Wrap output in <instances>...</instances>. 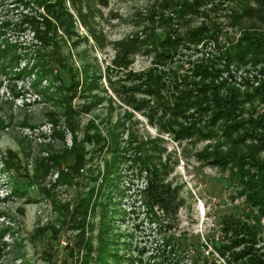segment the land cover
Segmentation results:
<instances>
[{"label":"trees","instance_id":"trees-1","mask_svg":"<svg viewBox=\"0 0 264 264\" xmlns=\"http://www.w3.org/2000/svg\"><path fill=\"white\" fill-rule=\"evenodd\" d=\"M16 1L24 8L30 6V1L35 5L34 9L28 8L29 13L20 14L16 29L21 32L27 28L38 42L36 46L32 43L21 46L24 50L17 54L15 50L18 44L4 40L0 48V75L5 81L33 76L29 82L30 89L52 104L44 117L45 122L51 125L50 137L56 138L58 146L40 144L31 157L28 148L20 149L18 153L22 155V160L15 150L0 152V172L6 175L3 181L9 189L0 197V201L19 200L21 204L15 207L19 215L23 212L22 206L37 203V197H43L48 202L52 218L43 224L35 221L27 237L29 242L34 241L40 246L38 257L42 262L53 264L52 257L57 252L56 246L63 231L69 236L64 238V242L61 241L63 255L60 264H120L124 255L117 251L107 236L109 222L106 202L109 199L103 198L106 194L103 190L101 193V188L114 187L111 184L112 176L119 164L133 166L137 172L145 171L141 201L148 210L155 208L161 212L160 216L150 213L153 222L158 223L161 218L170 220L177 212L178 187L165 181L171 170V166L166 165L170 156L160 161L164 149L159 146L162 140L158 136L137 139L127 129L124 140L120 141L119 135L125 128L119 119L103 127V132L92 119H86L79 126V114L91 113L100 103L105 102L107 113L112 106L118 108L104 94L105 88L99 85L98 80L102 78L106 90L130 111L123 109L122 119L128 121L131 112L142 113L148 125L154 122L158 133L169 134L177 145L181 141L193 145L197 141L210 140L195 151V160L209 167L216 166L221 173L226 171L225 184L234 183V194L241 196L242 204L248 208L234 207L217 218L225 243H212V247L219 251L220 256L227 252L224 260L232 264H264V157L261 156L264 154V84L241 93L227 87L222 79L218 80L219 70L214 67L215 63L209 61L203 64L197 61L187 63L189 70L186 74L167 68L172 64L171 59L182 41L199 44L211 39L216 43L220 35L224 36L220 23L211 21L218 12L217 3L211 0H162L141 18L142 22L145 21L142 27L120 40L109 42L111 57L106 66L99 69L97 58L89 57L86 53L94 48L100 50L104 46L103 37L100 31L87 27L84 19L88 10L81 8L83 5L79 0H66L69 9L64 0ZM101 3L104 5L106 1L101 0ZM230 4L229 14L223 16L226 25L229 28L235 26L237 32L230 38L224 36L228 42L226 48L219 52L220 55L226 62H264V0H230ZM37 8L41 9L42 14ZM165 8L168 10L163 11ZM68 10L85 30L84 34L76 31L74 18ZM187 17L201 20L178 33L176 26H186ZM157 28L160 30L155 32ZM87 38L91 45L87 44ZM79 43L86 45L87 49L81 47L76 50ZM62 47L64 53L60 51ZM68 48L73 52H68ZM137 52L143 55L150 53L151 58L143 71L134 73L128 67ZM73 56L79 61L76 67L70 59ZM22 59H25V63L17 69ZM28 60L31 61L29 65ZM113 72L119 74L111 80L109 74ZM41 79L46 80V86L38 87ZM5 85L13 97L19 95L12 84ZM51 88L53 90L48 92ZM74 97L77 104L71 102ZM58 120L69 131L68 147L63 142L62 132L54 128ZM21 125L34 127L27 122ZM86 145L90 146L89 151L85 149ZM182 150L183 147L180 152ZM101 152L108 153L109 158L102 159V169L99 171L96 167L91 168L89 163ZM27 157L30 160L28 169ZM53 171L57 173L53 183L48 188L44 187V177ZM74 178L81 181L76 184ZM73 184L80 189L70 201H60L55 195L56 186L70 188ZM251 209H256L254 214L250 212ZM95 212L99 217L98 231L94 237L96 245L93 247L90 231L93 230ZM0 217L1 258L7 246L1 240L4 234L10 237L9 246L14 247L12 252L22 247V240L17 235L18 231L12 228L15 223L13 217L1 208ZM157 217L161 218L158 220ZM259 218L263 220L262 224ZM4 220L12 223L11 226ZM180 240L183 241H175L179 246L174 244L179 249L177 253L190 246L195 252L190 257L191 264H194L200 258L196 242L189 241L187 245L184 239ZM130 257L125 258L128 263ZM176 261L167 264H176ZM153 264H164L162 256H158Z\"/></svg>","mask_w":264,"mask_h":264},{"label":"rangeland","instance_id":"rangeland-1","mask_svg":"<svg viewBox=\"0 0 264 264\" xmlns=\"http://www.w3.org/2000/svg\"><path fill=\"white\" fill-rule=\"evenodd\" d=\"M106 1V4L102 5L101 0H79L81 7L84 11L88 10L86 15L85 23L87 27L94 31H100L103 37L104 46L98 50L97 48L87 50L86 55L89 57L97 58V63L99 69H102L106 66L108 60L111 57V49L109 42L120 40V38L125 35H129L134 32V30L139 29L144 25L141 20L142 17L147 15L148 10L151 7H155L156 4H160L162 0H103ZM213 3H217L218 12L214 14V18L211 21L219 22L222 26L221 33L228 38L236 35V28H229L226 25L223 14H229L228 6L230 0H211ZM65 6L69 9V3L64 0ZM29 7L34 9V4L32 1L29 3ZM23 7L16 0H0V48L2 42L18 44L19 47L15 50V53L20 54L24 49L20 48L21 46H28L30 43L37 45V40L33 38V33H31L27 28L17 31L16 24L19 22V17L21 13H29V8ZM41 13V9H36ZM165 8L163 11H167ZM72 14L70 10H68ZM31 14V13H30ZM32 15V14H31ZM170 16L172 14H169ZM73 17V14L71 15ZM35 17V16H34ZM36 18V17H35ZM73 25L75 26L76 31L80 34H84L82 26L78 24L75 17ZM188 23L186 26L179 24L176 26L178 33H181L186 28L197 25L199 21L195 17H187ZM38 19V18H37ZM225 22V23H224ZM138 24V26L136 25ZM175 27V26H174ZM160 28H157L155 32L159 31ZM140 38L142 37L139 34ZM223 35L219 36V40L214 43L211 39H205L204 43H191L183 42L177 47L175 56L171 59L172 64H168L167 68L170 70L183 72L186 74L189 70L187 63H205L207 61L215 63V68H217V75L221 76V81H224L227 87L237 89L241 93L249 91L254 87H258L261 84H264V62L254 64L252 62H246L240 64V62H226L224 57L220 55L225 47L228 39ZM87 44H90L89 39L87 38ZM78 48L84 47L87 49L86 45L83 43L78 44ZM217 48H215V46ZM68 47V46H67ZM148 49V47H145ZM226 48V47H225ZM71 49L68 48V52ZM75 50V51H76ZM143 50V48H142ZM60 51L64 53V47L60 48ZM73 50L70 51V53ZM151 54L143 55L140 52H137L131 64L128 67V70L136 73L143 71L149 63ZM73 61L72 64L74 67L79 65V61L75 57H70ZM29 61V60H28ZM221 65L219 66V63ZM25 63V59L19 60L17 64L18 67H21ZM31 63L29 61L28 65ZM228 67H230L228 69ZM222 68L227 70L223 75ZM164 69V68H163ZM221 70V71H220ZM119 73L109 74V78L114 80ZM30 77H23L22 79L10 78L8 81L4 80V77L0 75V119H2V125L0 127V152L5 149L17 151V157L23 159L22 155L18 153V150L24 149L30 151L29 157L38 150V145L49 143L53 147L58 146L56 138L52 139L50 137L51 125L45 122L44 113L46 110L52 107V104L47 99H44L43 96L33 93L32 89L29 87V82L32 79ZM100 86L104 89V94L109 96L113 103L118 106V108L112 109L109 113L106 111L105 102L100 103L95 106V109L91 113H81L79 118V126H81L85 120L92 119L93 122H96V125L103 132V127H108L113 123L114 120L119 119L122 122V127L125 130L120 133V141L124 140L125 133L127 129L131 133H134L138 138L142 139H152L154 136H158L162 143L159 144L160 147L164 149L160 161H164V158L169 155L167 159V167L171 166V170L168 171V174L165 177V181L171 182V185L177 186V196L179 204L176 208L177 212L174 213V217L170 220H162L161 217L158 218V223L153 222L150 218V213L154 216L155 213L152 209L148 210L146 206L142 203L141 191L145 186L144 183V170L137 172L132 166L126 167L123 165H118L116 172L110 178H112L111 184L114 187L111 188H101V193H106L103 198L108 197L106 202V213H107V222H109V229L107 230V236L110 240L113 241V246L116 247L117 251L124 255V258L120 261V264H153L158 258L162 256L164 264L177 260L176 264H191L190 257L195 255L193 249L188 246L185 251L182 253L179 252V249L174 247L180 245L177 244L178 241L181 242L184 239L186 244L188 242H196L197 250L200 253V258L194 264H232L231 262H226L224 259L227 258V252L222 256L219 255V251L215 248L213 249L212 243L220 245L225 243L224 237L220 231V223H218L217 218L220 215L226 214L230 209L243 208L241 202V196L237 197L234 194V183H226V171L221 173L216 166H206L201 163L199 160H195V151L200 148L205 143L197 141L193 145H188L186 141H181L179 145L171 140L169 134L158 133L157 126L154 122L152 125H148L143 117L142 113L131 112L132 116L127 121L125 118L122 119L123 109L128 110L124 105L119 104L115 100L112 93L109 90H106L105 82L102 78L98 80ZM12 84L14 89L18 91L16 97H13L10 93V90L6 89V85ZM46 80L41 79L38 87L46 86ZM53 88L48 89V92H51ZM100 96L103 94L98 91ZM72 104H77L76 97L71 100ZM130 112V111H129ZM97 115V117H95ZM107 121L109 123L107 124ZM135 121V123H133ZM29 123L34 127L23 126L22 123ZM55 129H58L62 132L63 142L68 147L69 144V131L66 130L61 121L54 125ZM79 136V133H77ZM181 147L183 150L180 152ZM85 149L90 150V146L86 145ZM44 153V152H42ZM127 155V154H126ZM264 157V154L261 155ZM27 157L26 169L30 167V160ZM108 153H100L96 158L89 163L90 167H96L99 171L102 169V159L108 160ZM127 163V162H126ZM86 164L85 166H87ZM57 175L56 171L49 172L42 181L44 187H47L53 183L55 176ZM6 175L4 172H0V197L9 191L8 186L4 183ZM75 183L78 184L81 180L74 178ZM111 180V179H110ZM78 185H71L70 188L56 186L55 195L60 201H70L79 190ZM103 190V191H102ZM107 200V199H106ZM199 200L207 209L204 215L196 216L194 205L195 202ZM37 203H28L23 205V212L21 215L15 210L16 205L20 202L17 199H11L8 202L0 201V208L4 209L10 217H13L15 222L12 228H15L18 237H20L22 247H18L16 252H12L13 246L11 244L10 237L7 234H4L1 237V240L5 241L7 246L3 249L2 257L0 258V264H46L38 257V252L40 246L36 243L29 242L27 237L31 228L34 226V222L38 221L39 224H43L45 220L52 218L49 212L48 202L43 198L37 197ZM21 204V203H20ZM256 209H251L250 212L254 214ZM99 214L95 212L93 217V230L90 231L91 237L90 242L94 247L95 242V233L98 231L97 219ZM2 218L0 217V220ZM261 224L263 220L259 218ZM4 223L11 226L12 223ZM105 225V223H104ZM199 234L203 237L206 246L208 247L210 253L206 254L200 249L206 248L204 244H201V238ZM69 236L68 233L61 232L59 237L57 252L54 257H52L53 264H60L62 260L63 250L60 248L63 246L64 238ZM62 239V240H61ZM260 245L261 242H258ZM54 245V244H53ZM53 246V247H55ZM196 249V248H195ZM207 250V248H206ZM20 254V255H18ZM129 263H128V258ZM127 258V259H125ZM136 260H139L137 262Z\"/></svg>","mask_w":264,"mask_h":264},{"label":"built area","instance_id":"built-area-1","mask_svg":"<svg viewBox=\"0 0 264 264\" xmlns=\"http://www.w3.org/2000/svg\"><path fill=\"white\" fill-rule=\"evenodd\" d=\"M221 65V62L219 63V66ZM230 67H228V69H229ZM222 70H224L222 73H223V75L227 72V70H225L224 68H222ZM221 71V70H220ZM221 76L222 75H218L217 76V79L218 80H221ZM152 210L154 211V213H155V215H159L160 216V214H161V212L160 211H157L155 208H152ZM194 210H195V215L196 216H202V215H204L205 214V212H207V209H205V206L203 205V203L201 202V201H199V200H197L196 202H195V205H194ZM199 238H201V244L203 245L204 244V246L207 248V250H206V248L204 249V248H202V246L200 247V249L205 253V255L206 254H209L210 253V251H209V249H208V247L206 246V243H205V241H203L204 239H203V237L199 234Z\"/></svg>","mask_w":264,"mask_h":264}]
</instances>
